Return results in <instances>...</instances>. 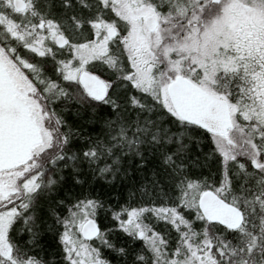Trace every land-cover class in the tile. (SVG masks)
I'll use <instances>...</instances> for the list:
<instances>
[{"label":"trees","instance_id":"1","mask_svg":"<svg viewBox=\"0 0 264 264\" xmlns=\"http://www.w3.org/2000/svg\"><path fill=\"white\" fill-rule=\"evenodd\" d=\"M23 1L26 9L16 12L0 0V48L41 97L61 145L52 155L42 154L40 165L28 176L36 178L34 190L24 191L12 208L6 241L14 261L70 264L61 243L67 236L105 264H181L187 253L184 233L193 245L208 237L216 264H264V112L258 113L262 108L249 89L254 68L240 61L223 87L236 121L255 125L251 137L261 167L246 157L224 160L214 135L180 120L132 87L125 78L130 68L119 42L127 25L109 4ZM144 2L160 17L181 24L193 9L192 0ZM7 22L20 34L50 23L66 45L57 48L48 36L47 50L38 54L29 48L28 37L14 35ZM103 24L115 26L117 35L99 57L80 65L72 50L91 43L96 34L102 37ZM80 67L109 83L103 101L88 99L69 77V70ZM208 190L240 210L243 222L238 229L202 218L198 198ZM132 210L141 211L133 226L145 236L155 234L160 244L155 238H139L134 227L126 232L120 228ZM159 210L174 211L179 218L163 219L156 216ZM90 219L99 235L86 241L80 226Z\"/></svg>","mask_w":264,"mask_h":264},{"label":"rangeland","instance_id":"2","mask_svg":"<svg viewBox=\"0 0 264 264\" xmlns=\"http://www.w3.org/2000/svg\"><path fill=\"white\" fill-rule=\"evenodd\" d=\"M12 6L13 0H4ZM23 1V0H22ZM103 5H110L114 14L127 25V33L119 39L124 54L128 60L130 73L125 77L132 87L148 93L160 102L166 110L174 113L166 88L176 77H183L192 82L205 93L226 100L223 87L227 75L236 71L241 61L248 64L251 70L249 89L256 98V105L264 112V0H192L193 9L186 15L185 24L171 22L160 17L154 8L144 0H101ZM25 6L27 3L23 1ZM13 7V6H12ZM148 17L156 21L154 31L146 27ZM1 19V17H0ZM5 21V20H4ZM14 35L21 38L27 36L29 48L41 54L47 50L46 39L58 36L50 23H41L31 32L19 33L13 24L7 22ZM115 26L103 24V36L96 34L91 43L72 50L73 56L84 61L100 56L106 49L107 31ZM44 30H47L44 35ZM117 30V29H116ZM24 39V38H23ZM147 56L149 60L147 59ZM0 58L10 69L16 84L24 89L36 106L37 115L47 130L48 142L41 148L32 160L5 174L0 186V260L10 264H37L28 260L23 263L14 261L10 247L6 241L8 226L13 216V206L24 191L34 190L36 178H28L40 165L42 154L52 155L61 145L55 127L44 109L41 97L24 74L6 56L0 48ZM83 60V61H82ZM71 65V64H70ZM70 66L67 65L68 69ZM82 67L69 70L68 75L76 79ZM248 86V82L246 85ZM227 101V100H226ZM230 108L232 127L227 132V139L214 136L213 142L224 160L235 157H246L250 163L261 167L259 153L251 137L255 125H244L236 121L235 110ZM243 115L240 116L242 120ZM12 191L13 194H10ZM140 210H132L121 224L123 231L136 229L135 234L145 241L155 238V234L145 236L143 230L133 226L140 216ZM156 216L163 219L178 220L174 211L159 210ZM176 225L181 223L176 221ZM82 226V225H81ZM80 226V227H81ZM186 255L181 264H216L212 252V244L207 238L198 245L191 244L182 233ZM66 259L70 264H105L96 257L92 250L76 245L69 237L61 240ZM219 255L221 253L219 252ZM175 263V262H174Z\"/></svg>","mask_w":264,"mask_h":264},{"label":"water","instance_id":"3","mask_svg":"<svg viewBox=\"0 0 264 264\" xmlns=\"http://www.w3.org/2000/svg\"><path fill=\"white\" fill-rule=\"evenodd\" d=\"M13 8L16 12H23L25 5L21 0H13ZM155 26L154 18L148 17L147 30L152 32ZM114 35V29H108L107 36L111 39ZM65 43L62 36L55 38L57 48H62ZM76 82L84 95L94 102H101L107 96L109 83L96 74L82 70ZM166 91L173 111L180 120L227 139L232 121L225 100L205 93L183 77L172 80ZM47 141L48 134L37 115L36 106L26 96V91L17 87L10 69L0 58V172L27 164ZM253 166L256 167V164L253 163ZM197 207L206 222L219 224L228 230L238 229L243 222L240 210L213 191L203 192L198 198ZM80 233L83 240L89 241L99 235V228L90 219L82 224Z\"/></svg>","mask_w":264,"mask_h":264},{"label":"flooded vegetation","instance_id":"4","mask_svg":"<svg viewBox=\"0 0 264 264\" xmlns=\"http://www.w3.org/2000/svg\"><path fill=\"white\" fill-rule=\"evenodd\" d=\"M21 1H22V0H21ZM24 5H25V4H24ZM12 6H13V2H12ZM13 9H14V8H13ZM25 9H26V6H25ZM25 9H24V10H25ZM114 31H115V35H114L113 38H115V36L117 35V30L115 29ZM113 38H112V39H113ZM110 40H111V39H110ZM65 41H66V40H65ZM65 45H66V43H65ZM65 45H64V46H65ZM64 46H63V47H64ZM63 47H62V48H63ZM16 85H17V84H16ZM17 87H19V86L17 85ZM20 88H21V87H20ZM26 96L29 97V96L27 95V93H26ZM29 98H30V97H29ZM30 99H31V98H30ZM43 127H44V126H43ZM44 130H45V128H44ZM45 131H47V130H45ZM47 142H48V141H47ZM47 142H46L45 144H47ZM45 144L41 145V146H40V149L43 148ZM40 149H39V150H40ZM39 150H38V151H39ZM38 151H37V152H38ZM33 156H34V155H33ZM32 158H33V157H32ZM31 160H32V159H31ZM27 164H28V163H27ZM13 170H16V169H13ZM13 170H9V171H1V172H0V186H1L2 177H3L5 174H7V173L12 172ZM10 194H13L12 191H10Z\"/></svg>","mask_w":264,"mask_h":264},{"label":"bare ground","instance_id":"5","mask_svg":"<svg viewBox=\"0 0 264 264\" xmlns=\"http://www.w3.org/2000/svg\"><path fill=\"white\" fill-rule=\"evenodd\" d=\"M186 79V78H185ZM82 91V90H81ZM226 101V100H225ZM227 102V101H226ZM228 103V102H227Z\"/></svg>","mask_w":264,"mask_h":264}]
</instances>
